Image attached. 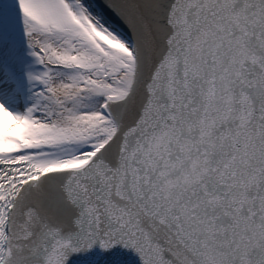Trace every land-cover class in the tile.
I'll list each match as a JSON object with an SVG mask.
<instances>
[{
	"label": "snow or ice",
	"instance_id": "6c2138e0",
	"mask_svg": "<svg viewBox=\"0 0 264 264\" xmlns=\"http://www.w3.org/2000/svg\"><path fill=\"white\" fill-rule=\"evenodd\" d=\"M0 264H264V0H0Z\"/></svg>",
	"mask_w": 264,
	"mask_h": 264
}]
</instances>
